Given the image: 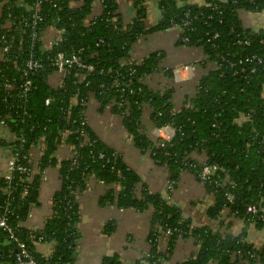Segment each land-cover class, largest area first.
Listing matches in <instances>:
<instances>
[{
    "label": "trees",
    "instance_id": "1",
    "mask_svg": "<svg viewBox=\"0 0 264 264\" xmlns=\"http://www.w3.org/2000/svg\"><path fill=\"white\" fill-rule=\"evenodd\" d=\"M34 1L38 0H25L13 10V15L17 18L29 15ZM41 1L40 13L44 22L37 29L42 30L51 22L56 23L58 28L63 27L65 36L59 50L82 49L81 57L93 64L95 71L80 83L70 74L59 89L46 84L48 71L33 78L34 89L25 104L30 118L21 123L13 114L6 121L17 136L23 137L26 150H30L39 138H44L45 150L38 163L39 172L47 167H58L60 189L52 197L51 216L43 229L32 234L21 231L31 249L33 246L29 237L42 236L45 242L54 244L50 262L74 264L73 256L79 239L76 196L85 189L87 179L93 177L106 186H118L116 192L111 189L106 193L102 203L150 213V262L160 264L172 253L178 239H191L198 251L194 257L179 264H233L231 254L236 250L241 252L245 264H264V243L260 248L255 247L248 241L247 233L250 223L254 224L255 230L264 232V222L256 216L252 217L249 212V207L258 205L264 199V32L245 29L239 19L242 12H261L264 0H204L203 5L197 8L187 4V0H159V19L149 28L144 22L147 13L145 0H134L137 17L125 30L119 31H113L107 22L110 15L117 11L115 0H102L103 13L89 27L83 21L96 0H80L76 8L68 6L69 0ZM3 20L1 17L0 25ZM184 22L190 25L183 32V36L189 39L184 47L201 52L203 58L198 66L204 72L196 81L194 94L187 96L183 106L175 112L171 102L172 90L152 91L143 83L145 77L161 73L159 65L162 57L159 53H151L131 65L122 62L129 59L132 46L140 37L165 31L173 25L182 28ZM214 33L218 34V38L207 42ZM245 41L247 46L240 44ZM24 47L28 50L29 43L25 42ZM33 52L39 53L38 49ZM91 55L93 58H90ZM253 55L261 60L260 64L254 60L240 67L245 69L248 80L238 78L233 81L232 69L224 61L237 62L240 58ZM129 69L134 70L130 77ZM250 70L254 72L250 73ZM121 77H129L134 93L129 95L126 92V104L118 108L115 104L121 98L112 87V82ZM75 96L77 99L87 98L88 102L92 99L99 110L109 108L114 115L121 116V125L132 138L135 148L142 154H149L155 164L166 167L169 181L177 183L182 171L197 179L202 165L199 162L201 156L206 165H217L219 171L213 179L219 186L212 183L204 187L214 198L213 205L207 209V216L215 221V227H192L176 206L169 204L160 194L151 193L140 176L126 166L89 125L83 130L86 138L95 143L84 145V137L69 135L66 143L75 145V164L73 159L57 162L54 155L60 142L59 134L67 129H82L78 121L81 110L78 105L70 108L69 124L65 119L68 102ZM47 100L49 103H46ZM0 109H3L1 102ZM145 111L148 121L155 128L170 125L175 130L169 142L159 146L158 140L141 133ZM243 117H247V121ZM99 155L103 158L100 159ZM38 182L39 178H35L25 183L28 191L23 200L20 198L22 187L14 182L17 190L10 204L11 224L26 219L35 203ZM2 187L0 178V205L6 199ZM227 195L233 196L232 202L227 200ZM223 215H226L225 218H222ZM229 218L243 222L245 228L233 234ZM167 229H171L172 234L165 237ZM105 231L109 232L110 227ZM165 241L170 248L167 256L159 251ZM11 248L5 235L0 233V264H14L7 257ZM247 253L254 254V257L249 258ZM104 264L121 263L107 261Z\"/></svg>",
    "mask_w": 264,
    "mask_h": 264
},
{
    "label": "crops",
    "instance_id": "2",
    "mask_svg": "<svg viewBox=\"0 0 264 264\" xmlns=\"http://www.w3.org/2000/svg\"><path fill=\"white\" fill-rule=\"evenodd\" d=\"M227 1V0H221ZM159 0H145L146 18L145 25L151 27L159 19L157 4ZM204 0H187V4L201 6ZM119 13L125 17L129 14L127 1L119 3ZM98 15V9L93 10L92 16ZM239 19L245 29L253 32H264V9L256 14L240 13ZM48 36L53 31H46ZM178 30L175 27L169 28L166 32L152 33L143 36L132 47L131 58L137 62L151 53H159L162 57L159 67L180 66L194 64L202 58L201 52L195 48H187L177 41ZM204 70L199 68L193 72L189 81L175 85L173 96V107L179 110L183 106L185 96L194 93L195 82L201 77ZM145 85L152 91H164L172 89L171 81L161 73L148 76L144 81ZM92 105V106H90ZM107 112V116L104 115ZM86 116L88 125L95 135L109 148L113 149L121 158L123 163L133 169L146 184L151 193L160 194L171 205L176 206L182 214L183 219H188L192 227L209 226L214 228L215 221L207 216V209L213 205L214 198L190 173L184 171L178 176L176 185L168 191L169 172L166 167L159 166L153 162L148 154L139 152L130 135L123 129L121 121L109 108L99 110L97 103L90 99ZM105 116V117H104ZM142 128L148 133V137L154 141L164 135L166 140L171 139L173 131L164 129L161 132L154 131L157 128L152 126L147 119V112L143 113ZM107 131V132H106ZM160 138V137H159ZM38 146L32 149L31 167L32 179L39 178L35 203L32 205L23 226L27 229H43L47 219L52 214V197L60 189L58 167H47L40 175L38 163ZM68 155V149L61 147L57 149L55 157L60 162ZM203 156L199 162H203ZM5 152L0 143V175L5 167ZM196 185L204 189L199 191ZM118 190L117 185L106 186L93 177L85 182V189L77 194L76 205L78 211L77 231L79 239L73 256L74 264H104L107 261L121 264H148L146 256L151 251V244L148 240L150 230V213H139L132 209L120 210L116 204L101 202L109 190ZM223 215L222 218H225ZM232 223L231 232L238 234L244 229L243 222L229 218ZM110 227V231L105 229ZM254 227H248V241L255 247H262L264 235H256ZM264 234V233H263ZM255 240H258L257 242ZM54 244L45 242L36 244L35 249L45 257L51 256ZM164 244L160 245L159 251H163ZM197 246L191 239H178L175 248L169 257L160 264H179L194 257L197 253ZM259 264V263H257Z\"/></svg>",
    "mask_w": 264,
    "mask_h": 264
},
{
    "label": "built area",
    "instance_id": "3",
    "mask_svg": "<svg viewBox=\"0 0 264 264\" xmlns=\"http://www.w3.org/2000/svg\"><path fill=\"white\" fill-rule=\"evenodd\" d=\"M24 1L25 0H0V18L3 17L4 19L0 25V102L3 105V109H0V143H2V148L5 152L6 159L4 171L0 175V178L3 182L2 194L6 197L5 201L2 203V205H0V233L5 235L12 247L8 251L7 257L12 259L14 264H57L50 262V256L45 257L43 254L38 253L35 249L36 244L45 243L42 236L36 238L35 236L31 235L29 237L30 243L33 246V249H31L27 240L23 238L21 233L22 230H26L28 233L32 234L41 229H27L22 225L23 222H16L15 224L10 223V215L12 214L10 211V204L13 202V194L17 190L14 182L17 181L22 187L20 198L21 200L25 199L28 191V186L25 183L32 182L31 179L33 176L31 167V159H33V155L31 153L32 149L38 146V154L40 159L45 150V141L44 138L41 137L37 140L34 146L30 147V150H26L24 147L25 140L23 137L17 136L11 130L6 121L13 117V114L17 116L21 123L30 118L25 104L29 95L34 89L32 81L33 78H37L48 71L45 78L46 84L53 89H59L62 88L66 76L73 74V76L77 79V83H80L85 81L86 77L95 71V67L93 64L87 63L83 60L81 57L83 52L82 49H71L68 51L59 50L60 44L64 40L65 36V29L63 27L58 28L55 26L56 23L51 22L44 29H37V26L44 22V17L40 13L41 0L34 1L31 13L29 15L19 18L14 16L13 10L19 7ZM115 1L117 3V11L114 13V15H110V17L107 19V22L113 31L125 30L126 27L131 25L133 20L137 17V9L133 6L134 0H124L127 1L129 5V14L126 17L119 13V3L123 0ZM79 3L80 0H69L68 6L70 8H76L79 6ZM102 4V0L95 1L90 14L83 21V24L86 27L91 26L92 21H94L103 13L104 6ZM144 7H146L145 3ZM95 8L98 9V15L93 17L92 13ZM17 20L19 21L18 23ZM189 26L190 25L188 22H184L182 24V28L174 25L172 26L177 28V41L182 46H187L189 42V39L186 36H183L184 29ZM48 29L53 31L52 36H48L46 34ZM167 30L161 32L164 33ZM141 38L142 37L139 39ZM217 38L218 34L214 33L207 39V42H212ZM25 42L29 43L30 48L28 50H25ZM242 43L246 46L248 45L247 41L240 42V44ZM34 49H38L39 53H34ZM131 51L129 53V59L124 60L122 63L131 65L132 62H135L131 58ZM90 58H93V55H91ZM201 59L196 60L195 65L184 64L180 66L160 67L161 74L163 73V75L166 76L168 80L174 85L171 89L173 96L175 85L189 81L193 76V72L195 69H197V65ZM254 60H256L258 64L261 63V60L257 59V57L254 55L250 58H240L237 62H230L229 60L224 62L230 69H232L231 77L233 81L238 78L247 81L248 77L246 75L245 69H240V67L241 65L247 64ZM208 66L212 67L211 64H208ZM253 72L254 70H250V73ZM133 74L134 70L129 69L128 76L130 77ZM129 77H121L120 79H115L112 82V87L117 90L121 98V101L115 104L118 108H121L124 104H126L124 98V94L126 92L129 95L134 93V90L131 88V80ZM147 77L144 78V81ZM197 80H199V78ZM196 85L197 84L195 82L193 91H195ZM138 91H140V89H138ZM186 97L187 96H185V98ZM46 103H49V100H47ZM88 103L89 102L87 98L77 99V96L68 102V109L65 111V119L67 124H69L71 116L70 108L73 107V105H78L81 108V110L78 112V121L82 129H77L74 131L67 129L59 134L60 142L58 144V149L61 147H66L68 149V155L64 159H73V165L75 164L74 159H76L77 152L75 145L66 143L67 137L69 135L76 134L85 138L83 142L84 145L91 146L95 143L94 140H91L88 137L86 138V132L83 130L84 127L88 126V120L86 116ZM173 111L177 112L179 110H175L173 107ZM121 115H124V113ZM116 117L120 119L121 116ZM243 119L244 121H247V117H243ZM164 129H171V131H173V135H171L172 139L175 130L170 125L157 128L154 131L159 133ZM141 133H145V135L148 137V133L145 131V129L142 128ZM159 137V146H162L163 142H169L171 140H166L164 135H160ZM262 144H264V138L262 139ZM99 158L102 159L103 155H99ZM43 171L40 173V175L43 174ZM217 171H219L217 165H206L205 162H202L201 169L197 174V181L203 187H206V185L212 183H214L215 186H219V184L213 179L214 176L217 177ZM182 172H180V174ZM175 185L176 182L169 181L167 190H172ZM227 200L232 202L233 196L227 195ZM66 205L69 206V203ZM249 212L252 217L256 216L258 220L264 222V199L261 200L258 205L256 204L249 207ZM243 225L245 227L244 223ZM248 227H254V224L250 223L247 225V229ZM171 234L172 230L167 229L165 232V237L170 236ZM164 245L165 246L162 253L167 256L169 255L170 248L166 241L164 242ZM247 254L249 258L254 257V254L252 253ZM231 256L233 264H245V262H243L241 259L242 254L239 250L234 251ZM149 257L150 253L146 256L148 264H154L153 262L149 261Z\"/></svg>",
    "mask_w": 264,
    "mask_h": 264
},
{
    "label": "rangeland",
    "instance_id": "4",
    "mask_svg": "<svg viewBox=\"0 0 264 264\" xmlns=\"http://www.w3.org/2000/svg\"><path fill=\"white\" fill-rule=\"evenodd\" d=\"M90 106H92V105H90ZM107 112L108 111H104V115H106L107 116ZM105 117V116H104ZM107 132V131H106ZM196 189H198L199 191H203L204 193H205V191H204V189H202V188H200L198 185H196ZM264 232L263 231H256V235H260V236H263L264 234H263ZM256 242L258 241V240H255ZM165 246V245H164Z\"/></svg>",
    "mask_w": 264,
    "mask_h": 264
},
{
    "label": "water",
    "instance_id": "5",
    "mask_svg": "<svg viewBox=\"0 0 264 264\" xmlns=\"http://www.w3.org/2000/svg\"><path fill=\"white\" fill-rule=\"evenodd\" d=\"M194 8H197V6H195V5H192Z\"/></svg>",
    "mask_w": 264,
    "mask_h": 264
}]
</instances>
